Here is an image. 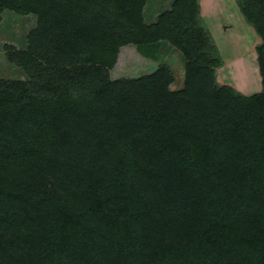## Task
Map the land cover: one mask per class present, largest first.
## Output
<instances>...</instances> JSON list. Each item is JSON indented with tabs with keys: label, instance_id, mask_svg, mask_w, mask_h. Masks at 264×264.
<instances>
[{
	"label": "trees",
	"instance_id": "trees-1",
	"mask_svg": "<svg viewBox=\"0 0 264 264\" xmlns=\"http://www.w3.org/2000/svg\"><path fill=\"white\" fill-rule=\"evenodd\" d=\"M0 0L32 15L0 78V264H264V0H237L262 90L217 82L200 0ZM158 62L112 79L121 48Z\"/></svg>",
	"mask_w": 264,
	"mask_h": 264
},
{
	"label": "rangeland",
	"instance_id": "rangeland-1",
	"mask_svg": "<svg viewBox=\"0 0 264 264\" xmlns=\"http://www.w3.org/2000/svg\"><path fill=\"white\" fill-rule=\"evenodd\" d=\"M201 1L203 9V0ZM230 1L231 0H218L216 2V0H214L212 5L205 3L206 11L210 10L213 12V9L216 8V15H213V21H215L216 24L212 26L213 33L208 29L209 21L207 24L204 23L203 25L208 32H211L210 34H212L214 43L224 62L222 69L218 70L216 73V78L217 74H219L217 82L221 85H229L243 95H253L262 90L256 52L257 46L261 45L262 41L251 28L252 26L249 27L248 23L244 20L242 21L244 22L243 24L241 20L231 21L234 16L232 11L227 10V7L229 9L231 5ZM168 4L169 2L161 3L155 0H148L144 12L146 23L150 24L155 22L158 14L168 8ZM208 14L212 16L210 12H208ZM229 20L233 28L229 32H221L217 26V22H226ZM35 25L36 18L32 15L19 17L12 12H3L0 24V78H25L20 69L7 63L3 55V47L9 44L17 49L25 48L27 33L33 29ZM223 30L226 29L223 27ZM254 36H256L258 40H256ZM158 59V62H154L142 56L136 51L134 46L129 45L123 47L120 49L117 62L110 72L111 77L112 79L135 78L141 76V74L150 72L151 69L158 66V63L162 61L166 62L175 78V82L170 86V90H179L182 88L184 74L182 54L176 48L165 47L160 52Z\"/></svg>",
	"mask_w": 264,
	"mask_h": 264
},
{
	"label": "crops",
	"instance_id": "crops-1",
	"mask_svg": "<svg viewBox=\"0 0 264 264\" xmlns=\"http://www.w3.org/2000/svg\"><path fill=\"white\" fill-rule=\"evenodd\" d=\"M208 1H209V3H208ZM203 0V9H202V1L200 0V9H201V16H202V20H203V24L205 23V24H207L208 23V21H209V23H208V29L209 30H211V32H212V26L214 25L215 26V24H216V22L215 21H213V15H216V11H215V9L216 8H214L213 9V12H211L210 10H208V11H206V9H205V3L206 4H208V5H212L213 3H214V0ZM218 0H216V2H217ZM231 2V5L229 6V9H228V7H227V10H229V11H232V14H233V20H231V21H238V20H241V22L244 20L245 22H246V20L244 19V17H243V15L241 14V12H240V9H239V7L237 6V1L236 0H231L230 1ZM236 3V4H235ZM217 6V5H216ZM208 12H210V14H212V16L210 15L209 16V14H208ZM219 13V12H218ZM242 17V18H241ZM244 22H242V24H243ZM247 23V22H246ZM249 25V24H248ZM217 26L219 27V30H221V32H223V31H225V32H229L232 28H233V25L230 23V20L229 21H220V22H217ZM223 27L227 30H223ZM249 27H251V25H249ZM252 29H253V27H251ZM254 30V29H253ZM210 32V33H211ZM254 32H255V30H254ZM213 33V32H212ZM256 33V32H255ZM211 36H212V34H211ZM213 37V36H212ZM255 37V39L256 40H258L257 38H256V36H254ZM259 37V36H258ZM214 39V38H213ZM259 39H260V37H259ZM255 40V41H256ZM222 69V68H221ZM220 70V69H219ZM218 75L219 74H217V79H218Z\"/></svg>",
	"mask_w": 264,
	"mask_h": 264
}]
</instances>
